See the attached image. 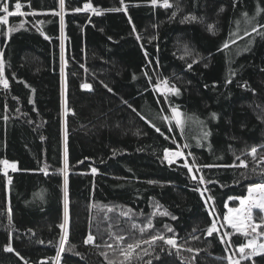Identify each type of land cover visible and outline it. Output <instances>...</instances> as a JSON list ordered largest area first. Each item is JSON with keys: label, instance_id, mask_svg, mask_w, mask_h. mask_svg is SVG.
<instances>
[{"label": "trees", "instance_id": "obj_1", "mask_svg": "<svg viewBox=\"0 0 264 264\" xmlns=\"http://www.w3.org/2000/svg\"><path fill=\"white\" fill-rule=\"evenodd\" d=\"M17 2L25 15L0 24L9 83L0 85V160L16 164L7 176L0 165V264H228L233 253L235 260L245 237L206 229L213 217L219 228L226 203L238 207L229 197L264 183V0H168L167 8L163 0H64L63 12L59 0H0V7L15 11ZM165 149L181 156L169 164ZM65 150L68 238L57 258ZM237 156L247 167H224L239 165ZM186 162L199 170L189 174ZM201 175L216 182L200 184ZM261 217L254 212V222ZM157 233L175 237L179 250L156 240L121 255ZM89 234L94 243L85 245ZM240 264H264V253Z\"/></svg>", "mask_w": 264, "mask_h": 264}, {"label": "snow or ice", "instance_id": "obj_2", "mask_svg": "<svg viewBox=\"0 0 264 264\" xmlns=\"http://www.w3.org/2000/svg\"><path fill=\"white\" fill-rule=\"evenodd\" d=\"M157 2H158V0H151V3L153 5H156ZM59 4H60V10H61V12H63L64 11V0H59ZM162 6L165 8L169 7L170 5L168 3V0H163ZM84 7H85V9H88V8H91V5L86 3ZM119 10L120 9H113V11H119ZM76 11H81V9L77 8ZM93 11H95V9H93ZM221 11H223V8H221ZM0 12L6 13V15L0 16V24H7L9 16L25 15V13L21 12V4L19 2H17L15 4V11H9V7H8L7 3H5L2 7H0ZM32 14H35V13H32ZM52 14L57 15V13H55V12ZM246 15L247 14H245V16ZM173 16H175V13H173ZM60 18H61V23H63V16H61ZM194 19H195L194 17H186L185 18V20H194ZM252 19H255V17H253ZM181 22L183 23L185 21L182 20ZM21 27H22V25H21ZM262 27H264V25H262ZM14 30H15L14 28H9V32L14 31ZM209 31L212 32L213 35H215V32L213 31V27L211 25H209ZM253 31H257V29L253 28ZM41 35H44V33L41 32ZM44 38L46 40L49 39V37L47 35H44ZM137 39H139V36L137 37ZM153 39H155V37H153ZM223 47L224 48L229 47L228 43L225 42ZM147 55H148L147 52H145L146 57H147ZM61 58L63 60V50H62ZM181 59H183V57H181ZM195 62L196 61L194 60L193 63H195ZM191 66H192L191 64L188 65L189 68H191ZM61 72L63 73V67L61 69ZM229 82H231V81H229ZM162 83L164 85H166L167 81H163ZM0 85H2L3 88H5V89H7L9 87V83H8L7 79H5V77H4L3 60L2 59H0ZM81 87L83 89H91V85L88 83H83L81 85ZM160 89H161V82H158L157 90L159 91ZM109 91H111V89H109ZM170 91L177 93V94L179 92V90L176 89L174 85L171 87ZM62 95H63V93H62ZM64 111L67 112L68 109L65 108ZM133 111H136V110L133 109ZM171 112H172V116L175 118L176 125L178 127H180L181 130L183 131V122L180 118L181 113L176 108H172ZM213 115H215V114H213ZM141 119H144V117L141 116ZM163 119L165 121H167V120H169V117L164 116ZM145 122L148 123L150 127H154V128L156 127L155 125L151 124L150 121L146 120ZM156 131L160 132V129L156 128ZM161 135H163V133H161ZM165 139H169V137L166 136ZM65 140H66V133H65ZM173 142H175V141H173ZM256 153H257V149L255 147H253L251 149V152L248 153V155H251L253 157V160H255L256 159ZM172 155L175 157H180L181 152L176 151L175 153H172ZM168 157H169V150L165 149V159H168ZM236 159L240 161L239 165L233 163L231 165H224V167H240V166L247 167L245 160L241 159L239 156H237ZM261 159L264 160V157H262ZM168 163L172 164L173 160L168 159ZM0 165L4 166L5 176H7V169L11 168L13 171L16 170V164L10 163L7 160H0ZM213 166L214 165H204L203 167H213ZM46 167H45V169H41V171H43L45 173V175L48 174L46 171ZM182 167L187 168L189 174L192 173V170L194 167H196L197 170H199V168L195 165V163H193L192 166H189L186 162L185 164L182 165ZM67 170H68V160H67V152L65 150L64 169L61 170L64 174V177H65V179H64V223L59 225L60 229L62 230V235L60 237V243H59V247L57 250V258H59L60 253L64 250V244L67 242V238H68V232H67V224H68ZM92 171H93V173H95L96 169L93 168ZM254 171H255V169H254ZM192 179L196 180L197 177L195 175H193ZM215 182L216 181H205L203 175H201L199 178L200 184L215 183ZM9 183H11L10 180H9ZM193 190L194 191H200L201 197L204 198V191H201L200 189H197V188H194ZM206 190L207 189H205V191ZM213 199L214 198L211 196L207 197L206 206H207V201H212ZM232 199H239L240 207L233 208V207H228L227 203L225 204V207L228 210H227V213H225L223 215V224L226 225L227 227L232 228L234 230V233H224V236H228L230 238L231 235H233L235 233H239L241 236H244L245 239L247 240L246 244H243L236 249V251H238L240 253L239 259L234 260L232 258V255H234V253L227 257L228 264H240L241 260L250 259L252 256L264 253V243H259V244L257 243L258 238L264 237V231H257V229H264V216H262L260 218L259 223L254 222V210L255 209H259L260 213H264V183L257 184L254 186H249L247 196L242 197V198L229 197V200H232ZM108 211L110 212V211H112V209L109 208ZM215 211H216V209L212 208L211 211H209V216H212ZM123 214L127 215V213H123ZM153 215H155V213H153ZM160 215H169V213H167L165 211V212H161ZM172 219H176V217L172 216ZM218 219H219V217H213V221H212L211 225L207 227L206 232H207L208 236H211L214 232H216L217 235H219V232L217 229V223H216V221ZM9 222L11 223L10 210H9ZM133 227H136V225H133ZM145 227L151 228L152 222L149 221ZM165 228H167L168 231H172V229L170 227H168L167 225H165ZM144 231H145V228H141V232H144ZM253 234H255V235H253ZM250 236L252 238L248 239V237H250ZM94 240H95V237L92 236L91 234H89L88 237L84 240V244L88 245L90 243H94ZM118 240L122 241V240H124V237L121 236L118 238ZM156 240H162L164 242V244L170 245L171 247L177 248L179 250V246L177 245L175 237H165L164 235L157 233L156 235L152 236L149 240L136 241L134 243H128L121 250V255L124 256L125 260H127L129 257L132 256L135 249L140 248L141 243H146V244L151 245ZM220 242L221 243L225 242L223 236L221 237ZM96 246L99 247L98 245H96ZM106 246L108 248L112 247V245H110V244H108ZM230 247H232V244L231 243L227 244L225 251H227L228 248H230ZM246 248H250L251 252H246L245 251ZM4 250L6 252H12L13 251V249L10 246L6 247ZM187 250L192 251V249H187ZM144 251H145V254H148L146 249ZM161 251H163V249H161ZM103 255H105V258L107 259V253H103ZM157 258H159V257H157ZM108 264H113V262L108 261ZM122 264H123V262H122ZM148 264H151V261H149Z\"/></svg>", "mask_w": 264, "mask_h": 264}, {"label": "rangeland", "instance_id": "obj_3", "mask_svg": "<svg viewBox=\"0 0 264 264\" xmlns=\"http://www.w3.org/2000/svg\"><path fill=\"white\" fill-rule=\"evenodd\" d=\"M159 92H161V93H163V94H165V93H167L168 92V90H167V88L166 87H164L162 84H161V89L159 90ZM178 110V109H177ZM179 111V110H178ZM180 112V111H179ZM174 118V117H173ZM181 120H182V115H181ZM174 122H175V118H174ZM182 122H183V120H182ZM175 124H176V122H175ZM180 128V127H179ZM168 159H172L173 161H175L176 159H177V157H175V156H173L172 155V153H169V157H168ZM167 159V160H168ZM11 168H9V169H7V170H10ZM4 171V170H3ZM248 195V191H247V194H246V196ZM258 195V194H257ZM238 207H240V203H239V200H238ZM227 208H226V213H227ZM255 211H259V209H255L254 210V212ZM261 215L262 216H264V213H261ZM217 229H223L222 230V233L224 234V233H226V231L224 230V229H228L229 231H231L232 233H234V230L232 229V228H230V227H227L226 225H224L223 224V222L222 223H220L219 224V228L217 227ZM235 234H239V233H235ZM240 235V234H239ZM253 235H255V234H253ZM225 237H227V236H225ZM252 237L250 236V237H248V239H251ZM257 243L259 244V243H264V237H260V238H258V240H257ZM245 251L246 252H251V249L250 248H246L245 249ZM262 254V253H261ZM259 255V254H258ZM256 256V255H255ZM252 257H254V256H252ZM251 257V258H252ZM235 258L236 259H239L240 258V253L238 252V251H236L235 252ZM235 259V260H236Z\"/></svg>", "mask_w": 264, "mask_h": 264}]
</instances>
